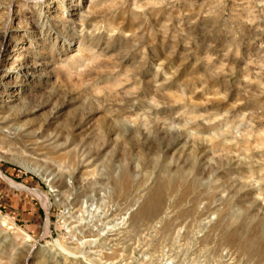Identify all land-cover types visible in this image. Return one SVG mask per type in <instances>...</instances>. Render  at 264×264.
<instances>
[{
	"label": "rangeland",
	"instance_id": "rangeland-1",
	"mask_svg": "<svg viewBox=\"0 0 264 264\" xmlns=\"http://www.w3.org/2000/svg\"><path fill=\"white\" fill-rule=\"evenodd\" d=\"M0 264H264V0H0Z\"/></svg>",
	"mask_w": 264,
	"mask_h": 264
},
{
	"label": "bare ground",
	"instance_id": "bare-ground-1",
	"mask_svg": "<svg viewBox=\"0 0 264 264\" xmlns=\"http://www.w3.org/2000/svg\"><path fill=\"white\" fill-rule=\"evenodd\" d=\"M30 74V73H29ZM10 100L7 98L6 100H4V102L8 103ZM30 255V254H29Z\"/></svg>",
	"mask_w": 264,
	"mask_h": 264
}]
</instances>
